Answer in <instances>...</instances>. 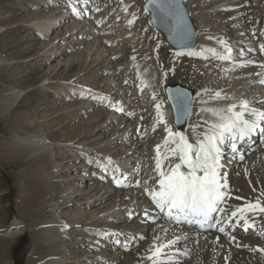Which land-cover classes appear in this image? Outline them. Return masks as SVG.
<instances>
[{"label":"bare ground","instance_id":"bare-ground-1","mask_svg":"<svg viewBox=\"0 0 264 264\" xmlns=\"http://www.w3.org/2000/svg\"><path fill=\"white\" fill-rule=\"evenodd\" d=\"M19 1L21 9L31 5L42 13L37 19L12 25L23 28L26 40H31L33 34L45 38L48 31L55 29V38L50 42L41 40L39 43L44 47L32 59L49 56L56 62L50 63L42 79L31 88L9 86L0 99V114L7 115L19 103L30 104L26 94L38 91L40 99L56 96L54 103L66 99L67 109L58 115L67 111L68 123L87 117L80 131L68 140H52L39 130L23 136L14 131L11 135L19 145L18 151L24 152L23 159L32 158L35 163L31 194L28 192L21 198L29 203L32 211L41 207L49 208L50 212L46 217L25 222L19 210L5 231L11 237L31 231L32 249L26 264H152L147 259L150 247L177 237V243L165 249L164 264H264V253L252 250L264 249V213L258 210L247 213L249 223L254 222L249 231H245L243 220L226 219L223 213H216L215 217L220 219L217 228L224 227L225 231L208 228L197 232L191 227L173 224L155 208L144 191L146 187H157L154 149L160 144L164 151L163 140L167 135L164 125L156 121V104L161 105L164 120L173 132H182L193 143L206 128L204 121L213 119L202 108L226 107L245 99L251 107L264 111V84L260 83L264 80V67L260 57L255 59L250 55L253 49L264 44V0H183L195 28L194 44L170 48L167 58L162 54L164 38L159 37L160 46L157 40L152 43L153 38H149L144 0ZM72 3L82 11L81 16L73 15ZM66 17L70 18L66 27L57 28V23ZM128 20L134 22L129 25ZM63 33L68 46L63 43ZM57 37L55 45H50ZM220 39L231 47V61H221L206 51L202 55L187 54L209 48L223 53ZM85 43L84 49H77ZM56 45L55 54L50 55ZM66 50L74 52L62 58ZM167 68L179 82L197 89L183 126L173 123L165 98L166 84L162 78ZM53 80L59 81V87L52 86ZM89 80L92 84L88 85ZM107 81L109 90H104ZM118 83L117 91L123 94L114 98L112 91ZM216 91L230 99H213ZM80 94L86 98L78 103L70 102ZM99 102L102 110L88 114L89 105ZM109 115L113 116L109 118ZM32 120L28 111L20 110L11 117L10 123L18 126L30 124ZM193 125L201 127L194 132ZM252 140L250 146L240 144L236 153L224 148L221 171L223 182L228 185L225 189L228 196L220 206L227 210L228 216L232 210L250 202L260 200L264 205V136L259 140L255 132ZM56 152L62 155L56 158ZM62 167L69 169H65L66 174ZM116 179L126 186L117 185ZM65 203L80 209V213L73 214L75 220L73 215V218L68 215L67 220L72 221L69 224L60 216L64 209L60 207ZM135 208L141 211L130 221L128 217L134 215ZM70 233L74 234L70 244L75 250L65 244ZM131 243L135 244L131 246ZM104 250L108 257L104 256ZM81 251L85 254L83 257L79 256Z\"/></svg>","mask_w":264,"mask_h":264},{"label":"snow or ice","instance_id":"snow-or-ice-1","mask_svg":"<svg viewBox=\"0 0 264 264\" xmlns=\"http://www.w3.org/2000/svg\"><path fill=\"white\" fill-rule=\"evenodd\" d=\"M148 6L159 11L162 21L171 25V31L179 33L182 37L187 35L188 28L184 13L176 0H147L145 11L148 10ZM73 11L76 10L73 9ZM133 22L134 20H128L129 25ZM218 43L223 46V53L217 52L214 48H209L202 50L201 53L189 51L187 54L190 56L202 55L206 51L221 61H231L233 59L231 47L227 46L223 39H220ZM260 51L264 52V44L260 45ZM240 55L242 56L243 52ZM247 63H251V61ZM238 66L244 67L245 64ZM260 83L264 84V80H261ZM212 98L216 100L230 99L222 95L220 91H216ZM174 107L178 113L188 114L189 99L187 93H177L174 98ZM155 108L156 121L164 125L163 130L167 133L163 140L164 151H161L162 146L160 144L156 145L154 149L156 152L154 171L158 176L157 187L144 189L155 208L159 209L169 220L196 225L201 229H204L205 226L217 228L220 219L214 217L213 214L215 213H223L226 219L235 217L243 220L245 231L253 227L254 222L249 223L247 213L256 210L264 213V205L261 204L260 200L254 203L250 202L232 210L231 215L228 216L227 210L220 206L228 196L225 191L228 185L223 182L221 169L224 167L222 159L225 146L232 153H236L237 140H243L253 135L257 130L264 133V128H261V122H264V111L251 107L249 101L245 99L240 100L239 103H229L226 107L202 108L201 111L209 113L213 119L204 121L206 128L196 136L193 143L182 132H173L164 120L159 103L155 105ZM119 110L122 111L123 109ZM128 115H133V113H128ZM176 120L179 123L180 115H177ZM200 127V125H193L192 129L195 132ZM153 130H155V126ZM115 182L117 185L126 186L119 179H116ZM144 183L147 184L148 181H144ZM145 215L147 216L148 213L146 212ZM213 219H216V223H212ZM217 230L221 233L225 231L224 227H218ZM156 239L159 240V237ZM178 239L179 237L175 240H168L166 244L154 243L149 249L147 259L152 264H164V258L167 257L165 249L177 243ZM231 239L234 240L235 237H231ZM244 247L248 246L244 245ZM252 250L264 253V249L261 248Z\"/></svg>","mask_w":264,"mask_h":264},{"label":"rangeland","instance_id":"rangeland-1","mask_svg":"<svg viewBox=\"0 0 264 264\" xmlns=\"http://www.w3.org/2000/svg\"><path fill=\"white\" fill-rule=\"evenodd\" d=\"M19 2V0H0V99L4 97V94L8 92L7 89H9L11 86L13 88H31L32 84H36L42 79V74L49 68L50 63L56 62L54 57H51L49 59V56H45V59H32L35 56V53L38 52L39 49L44 47L43 43H39L41 40L50 42L55 38V29L48 31L45 38H39L38 36L33 34L31 40H26V32L23 31V28L20 26L12 25L17 24L19 21L21 22L23 20L25 22L37 19V17H39L42 13L39 8H35L31 5H29L28 8L24 9V11L23 9H21V4ZM145 2L146 0L143 2L142 6H144ZM69 20V17L64 18L60 23H57V28L63 30L67 25L66 22ZM149 26L151 35L149 38H153L152 43L157 40V44L158 46H160L161 41L159 37L164 38L163 34L158 29L156 31L150 25V23ZM56 39H58V37ZM64 39L65 40L63 41V43L68 46L69 41L66 40L65 37ZM55 41H53L50 45H55ZM86 45V43L84 45H80L77 47V49H84ZM56 47L57 45L51 48L49 52L50 55H53V53L55 54ZM169 47H171L170 44L165 40V45L162 51V54L165 58H167V55L170 53ZM73 52L74 51L70 53L66 50L64 56L62 55V58H66L69 55L72 56ZM167 70H169V68L165 70V74L162 78L164 81V85L168 83H180L181 85L188 87L195 94L197 89L194 86L184 81L179 82L176 79V75H172ZM51 84L55 88L59 87V81L53 80ZM89 84H92L91 80L88 81V85ZM119 84L120 83L115 86L116 90L112 91V93H114V98L117 97V94H120L121 90L117 91V87L119 86ZM198 85L199 83L196 84V86ZM104 90H109V81H107L106 85L104 86ZM120 96L121 94L117 98H119ZM25 97L30 99V104L22 105L19 103L17 106H14L12 111L7 113V115L0 114V264H26L27 258L30 255L32 249L31 231L14 237L5 235V231L8 230V226H10L12 223L13 216L19 210H21L23 216L18 217L22 218L25 222H30L33 219L39 217L43 218L50 214L49 208L39 207V209H35L34 211H32V209H30L31 206L29 205V203H26L24 199L21 198L23 194H26L28 192V195L31 194V185L33 182L32 174L34 173V170L32 172V169L35 163H33V160H31L32 158L23 159L22 154H24V152L18 151L19 145H16L13 142L11 135L14 133V131L23 136L31 133L33 130H39L52 140L63 141L68 140L69 137L77 134L81 129V123H84V121L87 122V117L84 116L74 123H68L67 111L64 112L63 115H58L60 112H63L67 109L66 104L64 103L66 102V99L54 103L57 99L56 96L40 99L42 97L41 93H39L38 91H30L26 94ZM85 98L86 97L84 95L80 94L77 96V98L70 102L78 103L79 101H81V99ZM101 104L102 103L99 102L98 104L89 105L91 106V111H88V114L93 113L97 109L102 110ZM75 105L79 107L78 104ZM20 110L28 111V116L33 119L30 124L25 123L14 126L10 123L11 117ZM102 119H104V117L100 118V121ZM84 125L85 124H83V126ZM87 143H89V141H87ZM61 155L62 154H59L58 152L55 153L56 158ZM47 166H50V164H47ZM65 169L67 171L69 170L68 168L62 167V170H64V174L67 173ZM98 173L99 172H96L97 175ZM80 177H83L82 173L80 174ZM84 186H87V183H85ZM133 202H136V198L133 200ZM60 208L61 210L64 208L61 211L62 213L60 216L68 222H66L67 224L72 222L71 220H67L69 218L68 215L72 217L73 214H76L75 212L78 213L80 210L79 207L73 208V206L69 203H65ZM67 209L69 210L68 213H66V211H68ZM82 209L83 207H81V211ZM73 217V220H75L76 215H73ZM79 220L81 219L79 218ZM131 220L133 219H130V221ZM25 234H27L28 236L24 240L22 246L18 248L17 254H15L14 249ZM77 234L78 237L81 236L80 233ZM73 235V233H70V235H68V238L66 237L67 242L65 244H69L68 241L71 242L72 238L74 237ZM134 244L135 243H131V246H133ZM69 246L71 250L76 249L71 244H69ZM102 252L105 253V257H108L107 250H104ZM245 254L248 255V252H245ZM84 255L85 254L83 251L79 253L80 257H83ZM253 256L256 257V254H253ZM84 264H87V262H84Z\"/></svg>","mask_w":264,"mask_h":264},{"label":"water","instance_id":"water-1","mask_svg":"<svg viewBox=\"0 0 264 264\" xmlns=\"http://www.w3.org/2000/svg\"><path fill=\"white\" fill-rule=\"evenodd\" d=\"M176 3L179 5V7L182 9L184 13V18L187 24L188 28V33L185 37H182L179 33L171 31V25L167 22L162 21L161 19V14L159 13L158 10H155L152 6H148V10L150 11V17H151V23L153 24L154 28L160 30L165 38L168 40V42L173 46V47H181L185 45H189L193 42V36H194V27L192 26L191 20L188 17V13L186 11V8L183 6L182 0H176ZM147 5V1H146ZM145 5V7H146ZM167 92V97L171 103L172 106V111L174 115V121L177 125H183L186 117L189 114L190 110V101H191V96L192 93L189 89L179 85V84H174L171 86H168L166 88ZM178 92H184L187 93L188 99H189V110L188 114H183V113H178L177 109L174 107V98L176 97ZM177 115H180V121L177 123ZM28 235L25 234L24 237L19 241L18 245L14 249V253L17 254L18 248L22 246L24 240L26 239Z\"/></svg>","mask_w":264,"mask_h":264}]
</instances>
